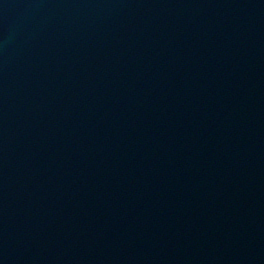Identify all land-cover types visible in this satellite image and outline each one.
Returning <instances> with one entry per match:
<instances>
[{
  "label": "water",
  "instance_id": "water-1",
  "mask_svg": "<svg viewBox=\"0 0 264 264\" xmlns=\"http://www.w3.org/2000/svg\"><path fill=\"white\" fill-rule=\"evenodd\" d=\"M0 264H264V0H0Z\"/></svg>",
  "mask_w": 264,
  "mask_h": 264
}]
</instances>
